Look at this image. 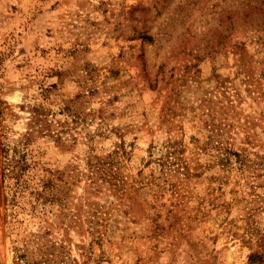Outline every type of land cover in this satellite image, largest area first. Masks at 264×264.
<instances>
[{
	"label": "rangeland",
	"instance_id": "1",
	"mask_svg": "<svg viewBox=\"0 0 264 264\" xmlns=\"http://www.w3.org/2000/svg\"><path fill=\"white\" fill-rule=\"evenodd\" d=\"M249 6V0H0L5 144L33 137L26 105L43 100L41 87H48L44 103L57 118L77 104L89 114L72 123L73 146L48 138L30 144L44 168H66L89 145L104 154L124 141V172L144 176L155 167L145 164L150 146L174 138L187 161L180 170L200 171L178 175L182 194L140 193L138 213L111 210L101 264H264V194H246L237 169L212 163L197 148L215 132L235 149L245 134L264 143V26L250 27ZM88 134L94 136L86 143ZM4 184L0 264H13V246L36 229L42 205L33 208L29 194L12 201ZM83 184L72 186L69 208L87 195ZM89 195L108 207L107 194Z\"/></svg>",
	"mask_w": 264,
	"mask_h": 264
},
{
	"label": "trees",
	"instance_id": "2",
	"mask_svg": "<svg viewBox=\"0 0 264 264\" xmlns=\"http://www.w3.org/2000/svg\"><path fill=\"white\" fill-rule=\"evenodd\" d=\"M249 3L251 13L247 17L250 18V27L256 31L258 27L264 26V0H249ZM143 37L152 39L150 36ZM242 55L241 59L240 56L237 58L239 67L245 64L242 62ZM49 91L50 88L41 87L43 100L26 105L27 127L33 134L32 138L18 146L10 147L0 137V203L7 200L4 182L8 181L12 201L18 195L29 194L33 208L42 205L40 212L36 214V229L30 230L22 237L19 246H13L12 263L101 264L105 253L103 246L111 241L107 231L111 210L126 207L124 214L138 213L142 208L136 202V196L140 193L158 196L170 191L171 194H182V186H179V180H176L178 175L198 176L200 171L193 173L180 170L187 168V161L182 154L183 147L174 138H169L160 147L150 146L149 158L145 164L153 162L155 167L144 176L130 177L124 172L125 160L129 156L124 141H120L113 150L104 154H96L89 145L84 155L66 168H44L30 144L38 138H48L62 148L73 146L77 142V136L69 131L72 123L85 121L89 114H83L77 104L73 109L65 106L71 114L68 113L63 119L57 118L44 103L50 96ZM1 93L0 84V113L7 106ZM71 101L69 102L74 104ZM93 136H85L86 143H89ZM250 144L259 146V150H253L248 146ZM197 148L199 153H208L212 163L215 162L222 168L237 169L243 179V185H247L246 194H264V143L257 144L252 135L245 134L242 146L235 149L232 142L225 139L222 133L215 132L206 135L202 143L199 141ZM198 164L199 168L204 166L200 162L197 166ZM82 181L83 194L87 195L78 196L77 199L82 202L71 209L68 205L72 203V186H77ZM89 194H107L110 198L108 207L99 205ZM259 197L257 195L253 200ZM55 205L58 206L53 210ZM5 220L6 216L3 215V222ZM71 232L76 233L77 240H74ZM94 246L99 248L98 253L95 252ZM254 256L249 254V260L254 259Z\"/></svg>",
	"mask_w": 264,
	"mask_h": 264
}]
</instances>
